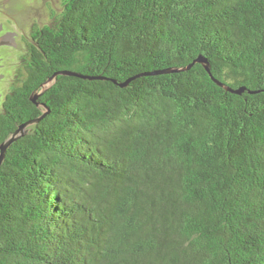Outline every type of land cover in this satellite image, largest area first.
Segmentation results:
<instances>
[{
    "label": "trees",
    "instance_id": "16d2710c",
    "mask_svg": "<svg viewBox=\"0 0 264 264\" xmlns=\"http://www.w3.org/2000/svg\"><path fill=\"white\" fill-rule=\"evenodd\" d=\"M20 60L0 264H264V0H62Z\"/></svg>",
    "mask_w": 264,
    "mask_h": 264
},
{
    "label": "rangeland",
    "instance_id": "374dc122",
    "mask_svg": "<svg viewBox=\"0 0 264 264\" xmlns=\"http://www.w3.org/2000/svg\"><path fill=\"white\" fill-rule=\"evenodd\" d=\"M50 5V9L58 14L62 9V0H44ZM0 22L12 21L19 35L25 32L29 38V30L33 22L38 24H46L51 20L49 11L43 7V0H5L0 4ZM1 38V37H0ZM15 48H4V52H9L7 58L1 60L0 72L6 73L7 76L0 78V88L3 90V96L9 91L12 85V76L15 73L20 74L22 69L21 58L27 53V49H23L24 42L21 37H16ZM7 66V67H6Z\"/></svg>",
    "mask_w": 264,
    "mask_h": 264
},
{
    "label": "flooded vegetation",
    "instance_id": "af4514ba",
    "mask_svg": "<svg viewBox=\"0 0 264 264\" xmlns=\"http://www.w3.org/2000/svg\"><path fill=\"white\" fill-rule=\"evenodd\" d=\"M4 1L5 0H0V4L2 5L4 3ZM44 6L46 7V9H48L49 16L56 17L58 15V14H55V12L52 10V8L50 9V5L46 2H44V0H43V7ZM0 12L4 13V11H0ZM43 27H44V23L38 24L36 22H33L31 27H30L29 33H28L29 34V38H28L25 32H22V34L19 35V32H17V29L15 28V24L12 21L0 22V37H1V39H0V66H1V60H3V58H7V54L9 53L7 51L4 52V48H9V49L15 48L16 43H14V42L16 40V37L20 36L21 40L25 44L24 47H22V48L23 49L26 48L27 51H30L31 48L33 47V38L36 36L37 31ZM12 41H14V42L12 43ZM18 75L19 74H17V75L15 73L13 74L12 83H11L12 85L17 80ZM5 76H7L6 73L0 72V78L1 77L3 78ZM5 95L3 96V90H1V88H0V109L2 108V103L4 101Z\"/></svg>",
    "mask_w": 264,
    "mask_h": 264
},
{
    "label": "water",
    "instance_id": "95a60500",
    "mask_svg": "<svg viewBox=\"0 0 264 264\" xmlns=\"http://www.w3.org/2000/svg\"><path fill=\"white\" fill-rule=\"evenodd\" d=\"M1 39V38H0ZM14 41H12L13 43ZM206 69L208 70V68L206 67ZM56 75H54L52 78H50L47 82L48 83H51L52 82V79L55 78ZM48 88V86H42V90L40 93L38 94H34L30 97V100L37 104L36 103V100L38 99V97L40 95H42L44 93V91H46ZM44 116L34 120V121H30V122H27V123H24V124H21L18 126V128L14 131V133H12L2 144H0V165L2 164L4 158H5V154H6V151L7 149L10 147V145L17 141L18 139H20L21 137L25 136L26 134H28V127L34 123H38Z\"/></svg>",
    "mask_w": 264,
    "mask_h": 264
}]
</instances>
